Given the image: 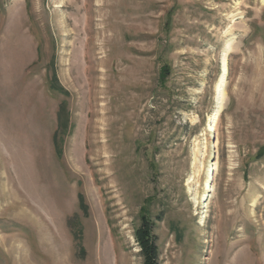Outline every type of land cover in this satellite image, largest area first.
I'll return each mask as SVG.
<instances>
[{
	"label": "rangeland",
	"instance_id": "obj_1",
	"mask_svg": "<svg viewBox=\"0 0 264 264\" xmlns=\"http://www.w3.org/2000/svg\"><path fill=\"white\" fill-rule=\"evenodd\" d=\"M84 1L0 0V264H264V0Z\"/></svg>",
	"mask_w": 264,
	"mask_h": 264
},
{
	"label": "bare ground",
	"instance_id": "obj_2",
	"mask_svg": "<svg viewBox=\"0 0 264 264\" xmlns=\"http://www.w3.org/2000/svg\"><path fill=\"white\" fill-rule=\"evenodd\" d=\"M77 2H78V0H77ZM104 6H105V4L98 6L97 7L98 11H101V9ZM88 7L86 6L85 3H83L82 8L80 7L81 9L80 8L77 9V12H81L82 9L87 10ZM88 10H89V8H88ZM89 12H90V10H89ZM89 24H90V20H89V18H86V20H85V28H87L89 26ZM103 30L104 29H102V31ZM228 46H229V44L227 45V48L224 50V53L221 56L220 74H219L218 80H217V82L215 84L216 107H215L214 111L212 112V114H211V116L209 118V123H208V127H207V131L208 132L212 131L214 134H215L216 127H217V124H218L219 115L221 114V112L223 110L224 87H225V82H226V79H227L226 77H227V74H228V69H227V52L229 50ZM215 144L216 143H215V138H214L213 143H210L209 147H208L210 150L208 151L207 160L203 163V168H202V174L203 175L202 176L204 178V181H202L203 185L201 187V191H203V192L204 191H208L209 189H211L210 187H211V185L213 183V179L211 177H212V175H213V173L215 171L214 170V165H215L214 164V161H215V155H214L215 154V151H214L215 150ZM77 165H78V163H77ZM198 165L201 166V163L198 162ZM198 174H199V171L194 169L192 171L191 175L189 176L188 180H187L188 184L191 183V181L194 180V178L197 177ZM60 182H61V180H60ZM189 190L191 191L190 188H189ZM193 194L196 196L195 192ZM203 195H204V193H203ZM200 198H203L202 203H201V207H202V209L206 210L207 206H208V203H207L208 202V196L205 195L204 197H202V195H201ZM204 202H206V203H204ZM202 213H205V211H203ZM201 221H202V218H201ZM243 261H244V263L247 264V258L246 259L244 258Z\"/></svg>",
	"mask_w": 264,
	"mask_h": 264
},
{
	"label": "trees",
	"instance_id": "obj_3",
	"mask_svg": "<svg viewBox=\"0 0 264 264\" xmlns=\"http://www.w3.org/2000/svg\"><path fill=\"white\" fill-rule=\"evenodd\" d=\"M263 154L264 150H262L257 156L260 157ZM134 238L140 249L142 264H158L157 248L152 235V222L144 214L140 217V225L134 233Z\"/></svg>",
	"mask_w": 264,
	"mask_h": 264
},
{
	"label": "built area",
	"instance_id": "obj_4",
	"mask_svg": "<svg viewBox=\"0 0 264 264\" xmlns=\"http://www.w3.org/2000/svg\"><path fill=\"white\" fill-rule=\"evenodd\" d=\"M205 148H206V145H204V154L203 156H205ZM203 156H201V166H198L199 169H196L199 171V174L197 177L194 178V180L191 181V184L194 185V181L197 180L198 181V184H200V182L203 180V176H202V168H203ZM192 173V172H191ZM197 184V185H198ZM196 188V187H195ZM196 200V199H195ZM194 202V201H193Z\"/></svg>",
	"mask_w": 264,
	"mask_h": 264
}]
</instances>
